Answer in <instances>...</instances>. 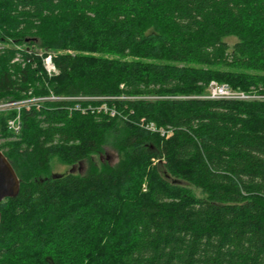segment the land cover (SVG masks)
<instances>
[{
  "label": "trees",
  "instance_id": "1",
  "mask_svg": "<svg viewBox=\"0 0 264 264\" xmlns=\"http://www.w3.org/2000/svg\"><path fill=\"white\" fill-rule=\"evenodd\" d=\"M0 45V101L96 97L23 111L2 145L0 264H264V99L203 97L264 94V0H0Z\"/></svg>",
  "mask_w": 264,
  "mask_h": 264
},
{
  "label": "built area",
  "instance_id": "2",
  "mask_svg": "<svg viewBox=\"0 0 264 264\" xmlns=\"http://www.w3.org/2000/svg\"><path fill=\"white\" fill-rule=\"evenodd\" d=\"M40 55L42 53H39ZM53 53L49 52L42 56V65L45 70L46 75L53 76L58 73V69L53 61ZM20 55L17 54L14 58V61L20 60ZM208 99H228V100H263L264 94L259 93L256 89H251L250 91H244L240 89H234L230 87L227 83L217 82L211 80L207 86V92L203 96ZM96 97H72V96H59L53 94L50 90L47 94L33 95L31 91L19 99H6L0 101V115L2 113H11V115L6 119V129L12 135H19L22 130V112L25 110L35 109L39 110L42 107H45L48 103H55L58 101H74V100H88L94 99ZM72 108V106H71ZM76 109L84 112L86 108L81 107L80 104L76 103ZM91 108V107H89ZM97 109V107H95ZM108 112L110 115H115L117 112L112 108L106 106L105 103L102 104L100 109L97 111ZM148 129L155 130V127L152 123L146 125ZM161 134H170V131L160 130ZM156 161V160H155Z\"/></svg>",
  "mask_w": 264,
  "mask_h": 264
},
{
  "label": "rangeland",
  "instance_id": "3",
  "mask_svg": "<svg viewBox=\"0 0 264 264\" xmlns=\"http://www.w3.org/2000/svg\"><path fill=\"white\" fill-rule=\"evenodd\" d=\"M226 41L232 45L235 41H236V38L235 37H228L226 38ZM0 47H3L2 45H0ZM15 48L17 49H25V47L23 45H19V46H14ZM36 52H42V50H39L37 48L34 49ZM63 52H68V53H71L73 54L74 52L72 50H62V51H58V53H63ZM47 78H51V77H54L53 76H46ZM45 84H48V81L46 80L45 81ZM251 89H254V88H251ZM102 105L100 106H97V109H100ZM107 106V105H106ZM109 108H112L113 110H115V112H117V110L114 108V107H111V106H107ZM102 111V110H100ZM118 113V112H117ZM17 136L18 135H11L10 137H4V136H0V151H2V149L5 150V147H3L2 145L4 144L5 145V142L9 141H15L17 140ZM3 147V148H2ZM93 159L95 160L96 164L99 166L101 164V162H105L107 161L108 163L110 164H115L118 160V155H117V152L110 146H106L104 151L102 153H100L99 155H95L93 157ZM153 162H157L155 160H153ZM87 169V162L86 161H80L79 163H76L74 165H65V164H62V163H59L57 162L56 160H53L52 161V166H51V173L52 174H65V173H68V172H71V173H84ZM195 192H197V189H194Z\"/></svg>",
  "mask_w": 264,
  "mask_h": 264
},
{
  "label": "water",
  "instance_id": "4",
  "mask_svg": "<svg viewBox=\"0 0 264 264\" xmlns=\"http://www.w3.org/2000/svg\"><path fill=\"white\" fill-rule=\"evenodd\" d=\"M18 192L19 178L6 156L0 151V203L5 198L15 197Z\"/></svg>",
  "mask_w": 264,
  "mask_h": 264
}]
</instances>
